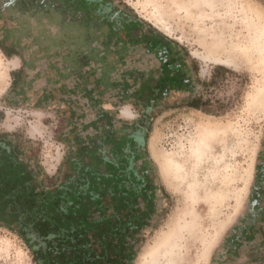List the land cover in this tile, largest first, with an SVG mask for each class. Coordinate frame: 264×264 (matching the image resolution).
<instances>
[{
  "label": "rangeland",
  "instance_id": "rangeland-1",
  "mask_svg": "<svg viewBox=\"0 0 264 264\" xmlns=\"http://www.w3.org/2000/svg\"><path fill=\"white\" fill-rule=\"evenodd\" d=\"M113 1L167 38L188 81L149 110L144 157L158 209L134 264H218L247 213L264 159V0ZM124 54L98 64L106 88L128 85L120 106L106 109L132 123L144 118L134 95L157 77L158 61ZM20 65L0 50V133L22 140L37 183L59 182L73 148L70 112L64 105L17 104L11 83ZM194 97L205 112L187 106ZM8 224L15 223L0 217V264H36ZM239 256L241 264L251 258L264 264V253L243 249ZM225 263L232 264L230 255Z\"/></svg>",
  "mask_w": 264,
  "mask_h": 264
},
{
  "label": "flooded vegetation",
  "instance_id": "flooded-vegetation-1",
  "mask_svg": "<svg viewBox=\"0 0 264 264\" xmlns=\"http://www.w3.org/2000/svg\"><path fill=\"white\" fill-rule=\"evenodd\" d=\"M0 44L12 53L10 58L16 56L21 61L20 73L14 78L17 83L13 84V79L11 83L17 104L41 108L64 105L69 110L73 148L66 165L80 153L91 164L103 155L120 159V195L108 200L119 203L121 224L110 232L108 246H98L80 264H134L158 209V187L144 157L150 116L143 114L144 118L126 123L106 109V104L120 106L128 85L106 88L98 62L109 55L123 58L124 52V58L131 60L143 56L156 59L163 53L172 61L169 42L113 0H0ZM138 92L135 100L149 112L150 101L160 94ZM146 93L147 100H139ZM262 192L264 159L247 213L226 242L218 264H226L227 255L232 264H241L243 249L264 253ZM243 264L263 262L251 258Z\"/></svg>",
  "mask_w": 264,
  "mask_h": 264
},
{
  "label": "trees",
  "instance_id": "trees-1",
  "mask_svg": "<svg viewBox=\"0 0 264 264\" xmlns=\"http://www.w3.org/2000/svg\"><path fill=\"white\" fill-rule=\"evenodd\" d=\"M147 27L162 41L167 40L153 26ZM0 50L8 58L12 56L2 44ZM156 60L157 77L149 86L143 84L138 93L149 91L164 98L172 90L187 86L181 64L163 53ZM19 73H12L13 84L17 83L14 78ZM156 105L157 99H152L148 107ZM187 106L205 112L199 97ZM144 114L150 116L148 110ZM13 137L0 133V217L15 223L6 226L25 241L36 264H80L98 246H108L110 232L121 224L119 203L108 200L120 195L119 157L103 155L91 164L80 153L69 160L59 182L52 178L50 183L39 185L37 175L24 164L28 149L23 147L22 140ZM96 154L97 151L91 156Z\"/></svg>",
  "mask_w": 264,
  "mask_h": 264
}]
</instances>
